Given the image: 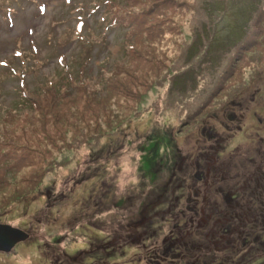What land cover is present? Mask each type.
Masks as SVG:
<instances>
[{
    "label": "rangeland",
    "instance_id": "1",
    "mask_svg": "<svg viewBox=\"0 0 264 264\" xmlns=\"http://www.w3.org/2000/svg\"><path fill=\"white\" fill-rule=\"evenodd\" d=\"M2 1L11 6V1ZM194 1H167L158 9H163L159 19L166 20V27L174 25L171 19L175 18L188 40L178 41V35H172L147 47L137 62L125 64V70L96 93H75L63 104L40 107L41 112L27 107L35 111L27 119H17L10 110L0 115V154L9 160L3 165L8 169L4 173L0 164V221L29 232L12 249L0 250V264H59V260L60 264H154L149 251L164 247L170 228L180 240L185 239L175 227L177 221L180 226L189 224L185 191L194 188L193 181L199 194L206 191L203 178L197 179L195 173L206 169L205 160L212 165V150L218 155L215 164L226 175L213 185L244 186L238 194L240 201H247L241 207L246 213L241 214L242 220L234 216L233 222L240 227L246 221L241 235L249 239V246L209 250L218 236L201 232L208 244L202 250L207 251H192L198 256L195 261L264 264V0H218L212 13L205 8L208 0H200L202 18L193 10ZM96 2L12 1L15 8L4 11L5 18L0 16V58L5 56L16 68L23 66L22 78L33 87L40 74L27 69L36 63L25 49L35 47L38 56L49 53L41 66L52 70L58 56L77 52L73 32L63 36L65 28L76 27V33L80 26L85 29V23L75 20L78 9L73 8L79 4L89 8ZM97 9L84 12L83 21H93L99 15ZM212 14L218 20L206 39L201 24L210 21ZM189 18L192 26L185 28ZM120 33L122 29H107L105 43L91 45L89 75L96 77L102 58L108 71L113 59L123 55ZM197 34L202 35L199 45L191 43ZM189 47L193 57L187 72L182 69L178 79L172 77L169 71L177 67L176 57ZM216 76L219 85L204 102ZM19 84L18 75L0 70V99L10 102L18 92L12 86ZM228 97L223 108L206 115L211 106ZM189 107L191 115L185 120ZM229 109L243 114L240 128L236 120L226 117ZM209 131L218 134L208 136ZM199 147L210 154L199 160L197 168ZM183 154L187 158L182 162ZM257 165L262 173H255ZM215 172H222L219 166ZM251 172L260 179V186L249 180ZM213 185L208 193L220 200ZM184 258L163 264H182Z\"/></svg>",
    "mask_w": 264,
    "mask_h": 264
},
{
    "label": "trees",
    "instance_id": "2",
    "mask_svg": "<svg viewBox=\"0 0 264 264\" xmlns=\"http://www.w3.org/2000/svg\"><path fill=\"white\" fill-rule=\"evenodd\" d=\"M97 1L98 2L93 5V9L90 10V12H95V10L98 8L97 11H99V15L95 17L90 23L86 20L84 30H82L80 26L76 33L74 32V30H76V27L74 28L71 25H68L65 28L63 36L66 35V37H68L69 35H72L73 32L72 37L76 38L74 47L77 46V52L74 53L72 51L69 54L65 55L63 53V55L58 56L52 70L46 71L41 66V63L45 60L49 53L38 56L36 55L35 47L25 49L30 55H32L31 59H34L36 63V65H31L29 68L27 67V69H32L37 74H40V78H36L35 83L32 81L33 87H29L26 81H24L22 78L24 74L23 66H21L20 68H15L8 63V68L0 69L8 74L15 73L20 77V84L18 85V88L12 86V89L14 91L18 90L17 95H14L10 102H6L0 99V103L2 104H0V115L4 112V110L7 112L8 110L15 111L17 113V119H19L18 117H26L31 112H35L27 109V107H36L38 108L39 112H41L43 109H40V107L51 104H63L66 101L71 100L72 96L75 93H96L106 87L107 84L109 85L110 81H112L117 75L121 74L125 70V64H134L135 62H137V59L147 47L153 46L155 43L162 42L165 40V38H168L167 40H169L172 35H178V41L183 40V38L185 40H188L186 36H182L185 29H182L179 21L174 20L175 18L171 19V24L174 25L166 27V20L159 19L160 16L164 15L162 14L163 9L161 11H158V9L162 7L164 3H168L167 1L179 2L184 0ZM214 2L216 3L218 2V0H208L205 2V8L208 9V13L211 12V8ZM199 3L200 0L194 1L193 10L196 13L200 14L197 16L198 18H202L203 14L200 10ZM226 3L227 2H223V7L227 9L228 6ZM6 7L9 6L4 5L3 1L0 0V14L4 13ZM263 10L264 6L261 7V11ZM214 16L215 15L210 17V21H208L207 23L201 24L202 30H205V33L207 35V37H205L206 39L208 38V35L211 34L208 30H212L213 28H215V22H217L216 20H218H215V18L218 17L215 16L214 18ZM188 17L189 16L183 17L182 20L186 23ZM81 18L82 15H78V21H80ZM192 23L193 20L189 18V24L185 26V28L191 27ZM107 29H122V33H120L122 36L121 47L124 50V53L123 55H120V57L113 59V65L108 71L105 70V67H103L105 58H102L97 66L96 77H93L89 75L88 72V70L91 71V68H89L88 66L89 60L92 57L91 45L99 42L105 43L104 35ZM173 29H175L174 32H172ZM198 35L199 34L196 35L198 39L192 40L193 42L191 41V43L199 45L198 41H201L200 38L202 35ZM55 43L57 42L55 41ZM15 47L18 48L19 43ZM14 51L21 54L19 50L14 49ZM191 54V47H189V49L187 48L186 50H183L182 54L176 57L175 62L178 63L177 67L172 66L169 71L172 72V77L176 76L178 79V76L180 74H183V71L187 72L186 67L189 66L191 60L190 58L193 57V55ZM221 75H223V72L218 76L220 77ZM216 79L217 76L212 80L210 91L213 90V88L215 89L219 85V82H217L218 79ZM177 91L180 92V90ZM210 96H213L212 93L208 96V98H206L205 101L208 102ZM202 105L203 103L200 105V107ZM185 107L186 105L184 104V108ZM190 108L191 107L186 108L187 110H185L186 118L191 115V113H189L191 111ZM30 117L22 119H27ZM2 157H4L5 159ZM5 161L9 162V160L5 157V153L0 154V164L2 163L1 170L3 171V173L8 170L3 168V165H6ZM11 166H15V164Z\"/></svg>",
    "mask_w": 264,
    "mask_h": 264
},
{
    "label": "flooded vegetation",
    "instance_id": "3",
    "mask_svg": "<svg viewBox=\"0 0 264 264\" xmlns=\"http://www.w3.org/2000/svg\"><path fill=\"white\" fill-rule=\"evenodd\" d=\"M230 97L226 98L222 103L220 102L219 105L214 106L210 111H207L206 115L213 114L214 112L220 110L223 108L229 101ZM198 111V110H197ZM196 111V112H197ZM254 112V111H253ZM243 114L242 113H237L235 109H229L226 117L233 120L237 121L235 126L237 128L241 127V124L238 122L240 121V118ZM187 118H185L186 120ZM258 122L262 123V118L258 116ZM225 126L228 128V124H225ZM218 134L214 132H207L208 136ZM220 138V137H219ZM262 140L264 141L263 137ZM209 152L208 150L199 147L198 152L196 153V167L200 168L199 163L201 158H204V155L209 157ZM211 159L214 158L216 161L218 159V155L215 150H212ZM187 158L185 154L182 155V162L183 160ZM205 159V158H204ZM252 159V158H251ZM254 159V158H253ZM212 161V165H208V161L206 164V169H198L195 173V176L197 179L203 178L204 184H205V190L203 195L201 193L199 194L198 191H200V188H195V182H191V187L194 188L189 191H185V209L189 211L188 215V223H184L182 226H180V221H177V233H179V236L182 237L181 231H183V234H185V239L180 240L178 236L175 235L173 230L171 228L168 230V234L171 237H167L166 240L165 238L163 241L166 243L164 244V247L160 245L159 250L156 248L154 250L149 251V256L154 259L155 263L154 264H163L164 261H169V260H175V258L179 257H185L187 258L186 261H184L182 264H197L196 259L198 258L197 254L192 252L195 249H197L200 252H206V249L202 250V245L208 246L206 239H204L202 236L204 233H206L207 236L209 237H214L218 236L217 240H223L220 242H217V240H214V243L212 245V248L208 247L209 250L213 249L215 250H223V251H228L229 248L228 246H236V245H247L249 246V239L246 237H243L242 231L243 229L247 228V223L245 220L241 221V226H235L234 224V216H239L240 220H242L241 214L246 213L241 207L245 206L247 201L242 202L240 201L239 197L241 195L238 194L239 188H244L243 185L241 187H237V184H215L217 181H224L226 175L224 173V169L221 165L215 164V161ZM189 162V161H188ZM216 166H219L220 170L222 172H215ZM255 173L257 170H259L261 167L260 165L256 166ZM261 170L264 172V169L261 168ZM260 171V170H259ZM261 172V171H260ZM254 172L250 173L249 180L253 183L254 180H256L257 184L256 186L261 185L260 179L256 176ZM262 173V172H261ZM253 180V181H252ZM264 180V177H263ZM254 184V183H253ZM210 185L215 186L216 193H219L220 197L215 198L213 194L208 193V187ZM190 186V185H189ZM251 189L254 190L253 187ZM264 189V187H263ZM198 190V191H197ZM184 193V191H182ZM199 194V195H198ZM178 197V196H177ZM252 199V197H250ZM261 203L264 206V200L261 201ZM239 207L241 211H236V208ZM185 209H182V214L185 215ZM250 210V206H249ZM264 223V222H263ZM232 225V226H231ZM204 227H207L204 229ZM233 230H236L238 234L233 235ZM203 233V235L201 234ZM217 232V233H215ZM226 239H222V238ZM238 238H240L242 241L240 242V239L238 241ZM162 241V242H163ZM104 247V245H103ZM239 248V247H238ZM155 257V258H154ZM190 257H194V259L190 260ZM249 257V255H248ZM57 259V258H56ZM233 262H236L232 259ZM249 260H247L248 262ZM242 262V261H241ZM240 262V263H241ZM60 264V260L58 261ZM220 263H223V260H220ZM227 263V262H225ZM223 263V264H225ZM167 264V263H166ZM172 264V263H171ZM246 264V263H243Z\"/></svg>",
    "mask_w": 264,
    "mask_h": 264
},
{
    "label": "water",
    "instance_id": "4",
    "mask_svg": "<svg viewBox=\"0 0 264 264\" xmlns=\"http://www.w3.org/2000/svg\"><path fill=\"white\" fill-rule=\"evenodd\" d=\"M29 232L9 222L0 221V250H9L17 241L26 239Z\"/></svg>",
    "mask_w": 264,
    "mask_h": 264
}]
</instances>
